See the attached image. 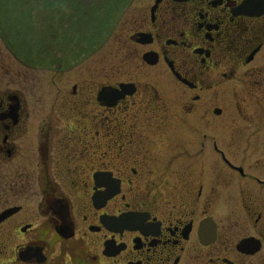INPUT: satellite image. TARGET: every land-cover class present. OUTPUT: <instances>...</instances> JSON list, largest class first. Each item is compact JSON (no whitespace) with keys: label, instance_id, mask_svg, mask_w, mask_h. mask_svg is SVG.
<instances>
[{"label":"flooded vegetation","instance_id":"obj_1","mask_svg":"<svg viewBox=\"0 0 264 264\" xmlns=\"http://www.w3.org/2000/svg\"><path fill=\"white\" fill-rule=\"evenodd\" d=\"M134 23L138 67L0 83V264H264V0Z\"/></svg>","mask_w":264,"mask_h":264},{"label":"rangeland","instance_id":"obj_2","mask_svg":"<svg viewBox=\"0 0 264 264\" xmlns=\"http://www.w3.org/2000/svg\"><path fill=\"white\" fill-rule=\"evenodd\" d=\"M152 3L153 0H0L1 28L25 64L15 61L0 34L2 87L20 83L27 89L29 105L36 107V100L46 98V84L52 82L58 67H138V63L125 67L128 53L123 41L133 31L136 18ZM77 73L80 74L73 72L69 77H78Z\"/></svg>","mask_w":264,"mask_h":264}]
</instances>
